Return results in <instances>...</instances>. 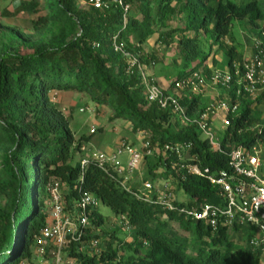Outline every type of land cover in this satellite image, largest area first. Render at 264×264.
Instances as JSON below:
<instances>
[{
  "label": "trees",
  "instance_id": "obj_1",
  "mask_svg": "<svg viewBox=\"0 0 264 264\" xmlns=\"http://www.w3.org/2000/svg\"><path fill=\"white\" fill-rule=\"evenodd\" d=\"M126 2L131 6L127 24L120 8L79 9L75 0H56L50 16H38L31 31L48 34L58 28V35L39 46L0 52V198L6 202L0 207V264H21L32 258L31 249L47 224L48 186L53 180L65 185L67 210L74 209L82 189L118 216L126 217L137 229L129 247L137 252L148 250L140 264H264V247L255 245L252 227L221 225L215 230L204 220L169 211L159 204L158 194L147 196L137 188L124 189L122 179L109 176L95 162L86 169L82 182L81 162L74 165L73 161L83 141L77 145L68 120L53 103L57 91H73L110 107L116 118L133 121L137 131L151 135V149H160L156 159L146 156L150 174L155 176L165 168L164 178L174 177L189 197L188 204L174 202L178 209L201 212L206 205H219L223 201L220 190L209 176L230 172L234 150L264 140V127L251 137L250 129L260 122L256 109L242 101L243 114L227 128L223 153L214 151L195 126H184L172 112L149 103L138 68L130 70L127 58L115 52V38L132 52V38L141 47L161 31L160 40L167 45L178 37L184 68L190 70L186 76L180 74L179 79H183L206 65L207 55L200 46L202 34L219 43L231 35L237 21L257 27L264 22V0ZM32 5L37 4L25 3L23 9L31 6L34 10ZM177 21L182 25L175 26ZM139 57L145 67L156 64ZM230 58L233 69L237 60L234 48ZM181 103L192 118L208 107L202 96L181 98ZM168 145H191L190 160L165 153ZM181 165L198 166L205 177L188 174ZM92 221L98 229L105 218L95 210ZM81 249V244H71L68 249L77 264H114L117 257L111 245L100 256L87 255Z\"/></svg>",
  "mask_w": 264,
  "mask_h": 264
},
{
  "label": "built area",
  "instance_id": "obj_2",
  "mask_svg": "<svg viewBox=\"0 0 264 264\" xmlns=\"http://www.w3.org/2000/svg\"><path fill=\"white\" fill-rule=\"evenodd\" d=\"M78 5L100 11L110 10L112 7L120 8L123 12L125 24L131 6L127 0H75ZM264 36V33H263ZM115 52L122 54L130 63V70L138 68L142 80L144 93L150 104L157 105L163 111H170L187 126H195L202 137L208 141L213 150L223 153L222 142L215 133V123L221 120L226 128L232 125L236 117H240L241 100L246 96L264 95V51L262 48L254 58L247 60L243 66L234 64L233 69L226 73L213 74L212 80L223 90H230L237 77L241 78L240 89L230 99H219L216 103L208 105L205 112L190 117L187 109L181 103V94L185 92L198 93L205 84L203 75L196 72L188 77L179 79L172 84V88L163 89L153 74V63L145 67L140 57L127 50L125 44H120L115 38ZM58 94H54L56 100ZM234 97L237 101H234ZM85 112V110H82ZM260 129L258 125L254 127ZM94 128L92 133L95 134ZM84 150H86L84 148ZM146 153L137 147L123 141L120 147L112 153L95 151L86 155L81 160L82 182L88 166L95 162L99 168L113 178H120L121 186L129 189L127 181L143 164L146 156H153L154 151L150 143L146 144ZM191 145H168L165 153H175L181 161L187 160ZM123 155L129 157L128 166L123 167L118 163ZM190 155V154H189ZM231 171L221 172L217 176H209V180L220 190L222 203L219 205H206L201 212L178 209L171 194L160 197L159 204L169 211H179L196 220H204L217 230L223 225L228 228L249 226L259 231L262 237H256L255 245L264 247V140L259 139L251 146H242L234 150L231 155ZM181 169L188 174L205 177V174L195 165H181ZM147 191L154 187L147 184ZM65 185L53 180L48 186V205L46 210L47 224L36 244L37 257L45 264H77L76 259L68 255L71 244H81L82 252L88 248L91 256H100L103 252L102 241L94 236L92 215L99 210L102 202L95 195L81 189L80 198L76 201L73 210L66 209ZM122 222L129 225L126 217H120ZM21 264H29L24 260Z\"/></svg>",
  "mask_w": 264,
  "mask_h": 264
},
{
  "label": "rangeland",
  "instance_id": "obj_3",
  "mask_svg": "<svg viewBox=\"0 0 264 264\" xmlns=\"http://www.w3.org/2000/svg\"><path fill=\"white\" fill-rule=\"evenodd\" d=\"M56 0H0V52L5 49L17 47L18 49H27L30 47L39 46L41 43L51 41L53 35H58L60 29L54 28L51 33L45 34L43 31L36 34L31 31L32 23L37 20L38 16H50L51 5ZM36 3L33 6H28V10L23 9V4ZM79 9H87L83 5H77ZM175 26H181L182 23L174 22ZM65 34L69 31L65 30ZM160 33L150 37L142 44L141 47L137 44L135 38L130 41L132 53L137 52L138 56L143 57L145 61L156 62L153 74L157 81L158 77H163L164 81H158L159 85L168 90L171 85L180 78L182 73L186 76L190 70L184 68L183 58L178 47L179 38L176 37L170 45L163 43L160 40ZM264 22H260L258 26H253L247 21H237L233 25L231 35L222 38L219 43L208 35H201L200 46L207 55L206 65L199 71L205 79V84L198 93L185 92L181 94L182 99L191 100L196 96H202L207 105L216 103L219 99L233 98L235 92L240 89L241 78L237 77L235 84L230 90H223L217 86L212 80L213 74L217 72L226 73L230 68V50L234 48L237 51L236 65L243 66L247 60L254 58L259 54L260 49L264 51ZM191 36H194L193 34ZM209 70V74L206 71ZM155 72L157 74H155ZM59 92V93H57ZM56 100L53 103L59 111L68 120L69 128L75 136L76 143L83 141L82 148L76 151L73 161L74 165H78L84 156L91 155L95 151H103L105 153L115 152L120 144L125 141L146 153V144L150 143L151 135L147 132L137 131L134 123L126 118H116L115 112L108 106L98 105L90 99L88 95L79 94L73 91H57ZM245 102L248 106L256 109V118L260 122V129L252 128L251 137H254L258 131L264 127V95L252 96L248 95L241 102ZM85 110V112H82ZM240 111L239 115H242ZM176 119H172L173 132H176ZM184 126H187L184 124ZM96 128L97 132L92 133ZM227 128L221 120L215 123V133L222 141L226 135ZM205 140L204 137H202ZM84 148L86 150H84ZM160 153V149L154 150L153 158ZM3 156V151H0V162ZM186 158H190L187 154ZM129 157L123 155L119 158L118 163L123 167L128 166ZM165 168L161 167L153 176L149 172V166L146 161L139 167L135 174L130 176L127 185L129 188H137L141 195L153 196L155 193L160 197L165 194H171L173 202L179 204L190 202L186 193L179 189V184L174 177L170 179L164 178ZM153 185V191H147L146 185ZM6 202L0 198V207L4 208ZM100 213L105 218L102 227L94 230V236L99 237L102 241V249L107 251L109 245L117 253L114 264H140L141 258H145L147 248L141 249L139 252L136 248H130L129 244L134 242V234L136 227L126 225L121 221L112 209L103 203L99 207ZM164 219L167 220V217ZM170 226L177 229V225L170 221ZM257 238H261L262 234L253 230ZM234 239L239 240L238 236ZM38 246L35 244L32 249V258L29 264H45V262L37 257ZM84 253L91 256L88 248H85Z\"/></svg>",
  "mask_w": 264,
  "mask_h": 264
},
{
  "label": "crops",
  "instance_id": "obj_4",
  "mask_svg": "<svg viewBox=\"0 0 264 264\" xmlns=\"http://www.w3.org/2000/svg\"><path fill=\"white\" fill-rule=\"evenodd\" d=\"M155 74H157V73L155 72ZM158 81L163 82V81H164L163 77H158ZM164 82H165V81H164ZM171 86H172V85H171ZM57 93H59V92H57Z\"/></svg>",
  "mask_w": 264,
  "mask_h": 264
}]
</instances>
